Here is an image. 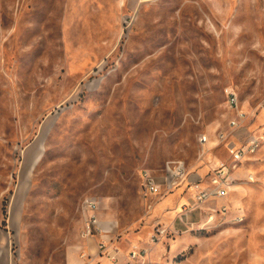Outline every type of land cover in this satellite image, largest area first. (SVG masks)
<instances>
[{"label":"rangeland","instance_id":"374dc122","mask_svg":"<svg viewBox=\"0 0 264 264\" xmlns=\"http://www.w3.org/2000/svg\"><path fill=\"white\" fill-rule=\"evenodd\" d=\"M254 134L197 205L188 183ZM87 200L120 264H264V0H0V264H111Z\"/></svg>","mask_w":264,"mask_h":264},{"label":"built area","instance_id":"2783aa9c","mask_svg":"<svg viewBox=\"0 0 264 264\" xmlns=\"http://www.w3.org/2000/svg\"><path fill=\"white\" fill-rule=\"evenodd\" d=\"M228 104L236 111V116L230 120V127L235 128L246 119L247 113L240 106L239 95L234 90L228 91ZM221 141H225L227 136L224 133L220 134ZM261 137H253L247 142L246 145L236 148L234 146H228L230 158L232 163L228 165L227 162L222 161L215 169L211 170L208 178L210 182L207 186H204V182L201 179L194 180V182L188 183V189L194 194V200L197 205L206 203L211 198H223L228 194L229 188L232 183L231 169L237 168L239 164L248 156L254 154L262 144ZM203 142H207V137L202 138ZM172 169V170H171ZM171 177L165 184H160L156 177L153 176L147 170L142 171L141 181L142 187L146 195L151 197H158L164 194L170 193L184 181L187 177L186 166L182 162L173 163L170 166ZM250 181H255L253 176L249 177ZM85 237L90 239L96 236H100L99 252L107 255L111 264H120L118 252L110 249L108 243V235L104 229L102 222L98 215V207L94 200H87L85 203ZM139 250H131L129 255V261L126 264H136L135 261L141 256ZM85 256V254H83Z\"/></svg>","mask_w":264,"mask_h":264},{"label":"crops","instance_id":"0c3cea01","mask_svg":"<svg viewBox=\"0 0 264 264\" xmlns=\"http://www.w3.org/2000/svg\"><path fill=\"white\" fill-rule=\"evenodd\" d=\"M253 137H261V136H259V135H257V134H254V135H252L251 137H249V139L247 140V142H249V140L251 139V138H253ZM262 138V137H261ZM247 144V143H246ZM245 144V145H246ZM262 144H263V142H262ZM229 146H231V145H229ZM232 146H234V145H232ZM242 146H244V145H242ZM261 147V146H260ZM260 147L258 148V150L255 152V153H257L258 151H259V149H260ZM229 150V149H228ZM254 153V154H255ZM254 154H252V155H254ZM249 157V156H248ZM218 164L219 163H217V164H215L214 166H212V168L210 169V172H211V170L212 169H215L217 166H218ZM230 178L232 179L233 178V176H232V174H231V176H230ZM232 181H233V179H232Z\"/></svg>","mask_w":264,"mask_h":264}]
</instances>
